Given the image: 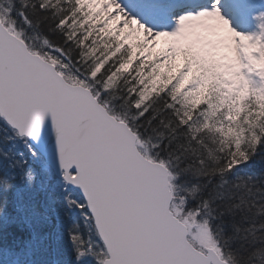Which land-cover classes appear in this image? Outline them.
Returning <instances> with one entry per match:
<instances>
[{
	"label": "snow or ice",
	"instance_id": "6c2138e0",
	"mask_svg": "<svg viewBox=\"0 0 264 264\" xmlns=\"http://www.w3.org/2000/svg\"><path fill=\"white\" fill-rule=\"evenodd\" d=\"M0 264H264V0H0Z\"/></svg>",
	"mask_w": 264,
	"mask_h": 264
},
{
	"label": "water",
	"instance_id": "95a60500",
	"mask_svg": "<svg viewBox=\"0 0 264 264\" xmlns=\"http://www.w3.org/2000/svg\"><path fill=\"white\" fill-rule=\"evenodd\" d=\"M49 132H50V127H49V124L46 122L45 128H44V133H45V135H47Z\"/></svg>",
	"mask_w": 264,
	"mask_h": 264
}]
</instances>
